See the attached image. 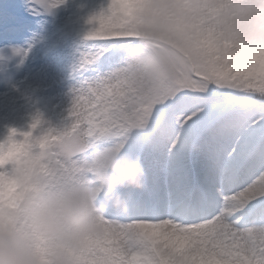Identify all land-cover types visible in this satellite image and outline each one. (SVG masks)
Masks as SVG:
<instances>
[{"label":"clouds","instance_id":"9594fccd","mask_svg":"<svg viewBox=\"0 0 264 264\" xmlns=\"http://www.w3.org/2000/svg\"><path fill=\"white\" fill-rule=\"evenodd\" d=\"M101 12L107 23L95 24L100 36L88 40L133 41L109 70L128 82L120 89L125 94L144 85L148 107L138 109L132 127H149L152 106L181 87H264V0H108ZM71 117L59 126L34 119L28 130L12 127L0 138V264H124V257L156 264L153 227L136 221L115 227L117 216L134 211L131 193L150 186L145 159L125 148L132 135L118 130L111 143L91 146L87 122ZM238 236V253L217 248L204 259L252 260L253 238L264 240V218L242 225Z\"/></svg>","mask_w":264,"mask_h":264},{"label":"snow or ice","instance_id":"6c2138e0","mask_svg":"<svg viewBox=\"0 0 264 264\" xmlns=\"http://www.w3.org/2000/svg\"><path fill=\"white\" fill-rule=\"evenodd\" d=\"M60 3L54 0L48 8ZM89 22L101 28L107 23L103 12ZM99 36L94 28L85 39ZM93 41L91 51L81 54V69L111 54L110 70L123 62L133 43L126 37ZM109 70L70 89L68 112L77 124L87 122L91 146L109 144L111 133L126 131L133 139L125 148L139 151L147 164L154 162L149 189L131 193L134 211L117 216L115 227L133 221L153 227L156 264H222L204 255L217 248L229 255L239 252L240 227L253 222L245 220V210L264 218V87L220 82L181 87L152 106L149 127L136 128L131 125L138 109L148 107L141 102L144 85L134 84L132 94H125L120 89L128 82L114 80ZM230 202L241 210L230 208ZM168 225L171 229L163 231ZM251 251L246 264H264V240L254 237ZM124 264H135V258L124 257Z\"/></svg>","mask_w":264,"mask_h":264},{"label":"bare ground","instance_id":"6f19581e","mask_svg":"<svg viewBox=\"0 0 264 264\" xmlns=\"http://www.w3.org/2000/svg\"><path fill=\"white\" fill-rule=\"evenodd\" d=\"M107 2L67 0L69 14L65 20L56 23L31 16H10L6 20L5 16L0 18V138H4L12 127L19 129L31 124L32 116L22 114L12 119L11 113L22 110L30 96L48 86V73L65 76L84 74L85 77L87 74L96 75L93 65L84 69L78 67L81 55L74 54L72 49L75 46L72 42L77 47L87 46L91 51L95 42L85 39V36L95 24L89 20L99 14ZM5 4L7 0H0V12ZM22 45L30 47L31 51L27 54L23 51L16 63ZM1 47L13 50L7 61L17 64L14 68L4 66L6 60L2 56ZM34 50H37L36 56ZM34 59L38 62L34 63ZM110 60L111 54H105L100 60L101 63L106 62L107 70ZM12 69H25L26 75L17 79L12 76ZM148 166L151 168V165Z\"/></svg>","mask_w":264,"mask_h":264},{"label":"rangeland","instance_id":"374dc122","mask_svg":"<svg viewBox=\"0 0 264 264\" xmlns=\"http://www.w3.org/2000/svg\"><path fill=\"white\" fill-rule=\"evenodd\" d=\"M68 12L69 10L67 0H63V3H60L58 6L52 8L45 7L44 4L38 3L37 0H7V4L3 6L2 11L0 12V18L2 19L5 16L4 20H6V17L9 18L10 16H31V18L42 17V19L45 18L47 21H54V23H56L57 21L65 20L66 16H68L69 14ZM72 44L75 46L72 49L75 55H81L82 53H84V55H87L88 52H90L87 46L77 47L75 45L76 43L72 42ZM20 50L21 51L16 58V63L17 59L23 54V51L24 54H27L31 51V48L22 45ZM34 51V56H36L38 54L37 50ZM12 52L13 50L11 48L1 47L2 56L4 60H6L4 61V66H7L9 68H14L17 65L7 61L8 56H10ZM33 61L34 63L38 62L36 59H34ZM105 65L106 62L101 63L100 61H98L97 64L93 65L96 74L94 76H91L89 74H87L86 77L84 76V74H68L65 76L62 74L48 73V86L46 85L38 93H34L32 96H30V98L22 107V110L19 109L16 112L11 113V118L16 119L19 115L21 116L23 114L24 116H32L33 121L35 117L39 116V118L45 122V126L61 125L67 117L68 109L72 102L70 89L78 86L80 82L85 79L95 78L97 75L108 71ZM11 73L12 76L16 77L17 79L26 75L25 69H23L22 71H16L15 69H12ZM29 127L30 125L24 128H19V130H28ZM148 165H151V168H154V162L152 160L148 161ZM256 207H259V205H256ZM245 211L248 213L245 216L246 221L251 222L254 219H260L259 216L255 215L252 209ZM244 214L245 213H237V215Z\"/></svg>","mask_w":264,"mask_h":264}]
</instances>
